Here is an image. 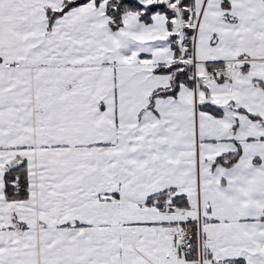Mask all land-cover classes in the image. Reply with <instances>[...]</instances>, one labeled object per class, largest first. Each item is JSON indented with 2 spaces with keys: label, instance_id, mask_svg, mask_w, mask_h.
Instances as JSON below:
<instances>
[{
  "label": "snow or ice",
  "instance_id": "snow-or-ice-1",
  "mask_svg": "<svg viewBox=\"0 0 264 264\" xmlns=\"http://www.w3.org/2000/svg\"><path fill=\"white\" fill-rule=\"evenodd\" d=\"M0 264H264V0H0Z\"/></svg>",
  "mask_w": 264,
  "mask_h": 264
}]
</instances>
